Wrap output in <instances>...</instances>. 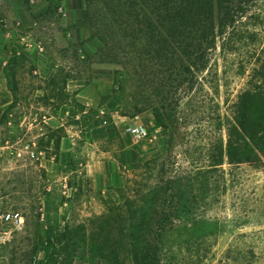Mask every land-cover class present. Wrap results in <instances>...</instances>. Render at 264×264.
I'll list each match as a JSON object with an SVG mask.
<instances>
[{"label": "rangeland", "instance_id": "obj_1", "mask_svg": "<svg viewBox=\"0 0 264 264\" xmlns=\"http://www.w3.org/2000/svg\"><path fill=\"white\" fill-rule=\"evenodd\" d=\"M156 1L0 0V48H13L8 25L28 37L17 63L1 64L0 231L8 212L24 226L0 241V264H136L129 252L91 253L80 226L88 236L112 201L127 210L153 194L157 217L174 218L160 264H264V166L231 164L220 151L223 117L249 71L218 43L208 68L184 73L173 46L159 50ZM248 29L253 52L264 23ZM136 122L149 138L130 140ZM56 185L65 193L55 196Z\"/></svg>", "mask_w": 264, "mask_h": 264}, {"label": "trees", "instance_id": "obj_2", "mask_svg": "<svg viewBox=\"0 0 264 264\" xmlns=\"http://www.w3.org/2000/svg\"><path fill=\"white\" fill-rule=\"evenodd\" d=\"M155 4L157 25H152L162 44L159 50L173 46L174 52L181 54L178 60L184 73L208 68L218 43L225 56L239 58L241 73L249 71L248 87L237 95L223 117L227 140L220 151L222 159L226 154L231 164L264 166V46L251 51L250 43L257 40V34L248 29L249 25L264 23V0H157ZM16 54L14 51L5 72L17 63ZM155 198L153 194L143 206L127 210L111 200L105 213L90 219V236L86 235L88 227L80 226L86 229L80 240L91 253L107 260L116 261L121 253L129 252L136 264H160L164 230L174 218L157 217Z\"/></svg>", "mask_w": 264, "mask_h": 264}, {"label": "crops", "instance_id": "obj_3", "mask_svg": "<svg viewBox=\"0 0 264 264\" xmlns=\"http://www.w3.org/2000/svg\"><path fill=\"white\" fill-rule=\"evenodd\" d=\"M7 23V21H5V24ZM8 25V23H7ZM9 29H4L2 32L4 34V36L9 39V40H12L14 43H13V48L11 50H6L4 48H0V80L3 78V72L2 71V68H1V64L2 63H5L6 64V61L8 59H10L13 55V52L16 51L17 54H20V52L18 50H20L22 47L21 45H23V42H25L26 40H28V37L26 38L25 37V34L20 32L19 30L15 29L14 27H12V24L11 25H8ZM20 34L19 36V42L17 40L14 41V38H17V34ZM35 54V53H34ZM32 58L34 59L35 62H39L41 60V58L39 57V55H32ZM9 61V60H8ZM151 121V119H148V122ZM127 133V131H126ZM128 134V133H127ZM129 135V134H128ZM130 137V135H129ZM130 140L132 142H134L132 140V138L130 137ZM124 155V153L122 154ZM99 174H97V171H96V168L94 165H92L91 167H87L86 165V175H92L95 177V180L98 181V183L100 184H107L109 183L110 181V178L108 176V174H101V172L99 171L98 172ZM59 190L62 191V193H65L66 189H65V186H62V185H56L53 187V192L55 194V196H58V192ZM53 196V195H52ZM52 200L48 201V203L44 206V213L43 215L44 216H47V218H49V215H48V209L50 207V203H51Z\"/></svg>", "mask_w": 264, "mask_h": 264}, {"label": "built area", "instance_id": "obj_4", "mask_svg": "<svg viewBox=\"0 0 264 264\" xmlns=\"http://www.w3.org/2000/svg\"><path fill=\"white\" fill-rule=\"evenodd\" d=\"M127 133L134 142H141L150 137V128L145 123H131L126 127ZM10 226L0 231V241H6L15 230H21L24 226V218L19 212H8L2 216Z\"/></svg>", "mask_w": 264, "mask_h": 264}]
</instances>
